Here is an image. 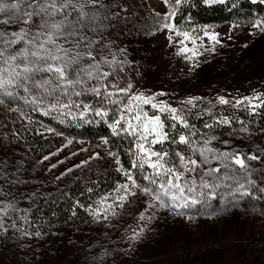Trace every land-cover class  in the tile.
I'll use <instances>...</instances> for the list:
<instances>
[{"label":"rangeland","instance_id":"374dc122","mask_svg":"<svg viewBox=\"0 0 264 264\" xmlns=\"http://www.w3.org/2000/svg\"><path fill=\"white\" fill-rule=\"evenodd\" d=\"M104 2L111 5L106 10L111 19L102 21V43L107 45L106 59L113 63L102 67L109 72L115 69L104 82L111 97L103 102L91 94L72 97L80 107L72 104L52 109L47 102L36 105L21 94L11 102L5 98L0 105V170L5 173L0 180V208L15 205L7 208V214L0 212L7 228L0 229V234L13 237L15 254L20 261L25 259L23 264H264V191L260 190L264 188V125L252 123L253 118L264 122V106L257 114V107L249 106V100L252 105H264V11L182 32L174 23L180 4L175 0ZM180 59L195 67L186 74L192 83L177 87L172 85L177 78L171 70ZM129 85L127 93L119 91ZM138 94L154 99L148 104L131 99ZM221 98L228 103H220ZM61 102L68 103V99ZM160 106L166 110L161 112ZM8 107L19 111H7ZM125 108L132 110L122 111ZM167 109H176L175 114L188 127L173 120ZM145 113L148 118L161 117L168 140L153 146L151 136L148 141L138 139L142 129L135 134L123 131L128 121L134 127L144 121ZM137 114L140 121L135 119ZM121 115L124 119L114 128ZM199 115L205 116V128L212 130L193 127L192 119ZM18 118L45 122L57 144L51 151L34 155L22 143L4 139L6 123ZM173 124L176 126L171 127ZM90 125L103 127L105 135L89 140L83 128ZM180 135L189 137L194 147L213 149L206 153L211 163L204 167H221L215 175L226 173L232 179L205 177L213 185L205 189L193 174L197 180L194 192L186 188L176 201L161 195L162 204L156 199L162 192L159 181L152 184L145 179L154 170L147 165L133 167L141 157L137 145L168 152L177 162L178 151L201 159L188 145L173 143ZM205 141L210 142L205 145ZM222 152L255 153L261 160L250 162L252 175L246 177L234 164L226 172L222 164L229 161L213 159ZM114 171L122 173L124 182L101 201L85 229L44 234L24 225L42 201ZM249 178L256 181L255 186L247 182ZM240 184L244 188L235 191ZM145 188L151 191L145 192ZM171 194L180 195L176 190ZM184 198L197 202L172 207L183 204ZM0 264L11 263L0 258Z\"/></svg>","mask_w":264,"mask_h":264},{"label":"snow or ice","instance_id":"6c2138e0","mask_svg":"<svg viewBox=\"0 0 264 264\" xmlns=\"http://www.w3.org/2000/svg\"><path fill=\"white\" fill-rule=\"evenodd\" d=\"M167 2L168 0H165V3ZM205 2L211 3L212 0ZM219 2L223 3L224 0ZM175 3H181V0H175ZM110 7L111 5L106 4L104 0H0V105L5 104V98L9 102L15 101L21 98V94H24L25 99L30 98L36 105L47 102L52 109H56L58 105L61 108L70 107L72 104L80 107L81 103L73 101L72 97H87L91 94L99 97L101 102L111 97L112 93L107 91L109 85L104 82L115 72V69L109 72L104 71L102 67L111 66L113 63L106 59L104 51L107 45L102 43L105 27L102 21L111 19L106 13ZM102 12L105 14L101 15ZM169 15H174V12ZM256 26L258 27L259 24ZM165 27L170 28L171 25L166 24ZM183 35L187 38L188 33ZM211 39L215 40L216 37L213 35ZM130 88L131 85L119 91L127 93ZM62 98H67L68 103H62ZM131 99L142 100L143 103L148 104L154 97L148 98L138 94ZM220 103L224 104L228 101L221 98ZM249 106L255 108L264 105H252L249 100ZM84 107L89 106L84 104ZM152 107L158 106L152 104ZM131 110L122 109V111ZM159 110L164 112L166 106H160ZM167 110L172 113L173 120L180 121L185 128L188 127V124L175 114L176 109ZM7 111H19V109L8 107ZM96 114L102 113L97 111ZM144 116L145 120L136 127L128 121L123 131L135 134L138 128L142 129L138 139L148 141V137L151 136L153 139L149 143L153 146L169 139L159 115L148 118L145 113ZM123 119L121 115L120 119L114 122V128L119 126L120 120ZM135 119L140 121V115L137 114ZM175 126V124L171 125V127ZM209 142L205 141V145ZM173 143L188 145L192 148V154L198 153L201 159H194L178 151L175 153L178 157L177 162L169 157L168 152L153 151L151 147L145 148L143 143L137 145L141 157L139 164L134 163L133 167L143 168L147 165L154 170L152 175L146 176L145 179L152 184H157L159 181L162 192L156 195L157 200H161V195L170 196L172 201L179 200L183 197L186 188L188 192H194L197 180L193 174L199 176L200 187L205 189L213 187L210 180L232 179L226 173L219 177L215 175L221 172V167H204L211 163L206 153L213 152V149L194 147V142L185 135H180L178 141L173 140ZM220 158L229 161L222 164L226 172L231 170L230 164H234L244 170L246 177L252 175L249 171L252 167L250 162L261 160V156L255 153L222 152L219 157L213 156V159ZM4 179L5 173L0 170V180ZM128 179L135 186V180L131 175ZM247 182L253 186L256 184V181L250 178ZM123 187L127 189L128 185ZM243 188L244 184H240L235 191L239 192ZM172 190H176L180 195H170ZM260 190L264 191V188ZM2 191L0 186V194ZM144 191L150 192L151 189L145 188ZM242 194H246V191ZM196 202L195 198H184L183 204H173L172 207H187L189 203ZM2 203L3 201H0V204ZM161 203L163 204V200ZM8 207L15 208V205L0 208V212L7 214ZM0 229L7 231L2 220H0ZM36 235L38 236L39 233Z\"/></svg>","mask_w":264,"mask_h":264},{"label":"trees","instance_id":"16d2710c","mask_svg":"<svg viewBox=\"0 0 264 264\" xmlns=\"http://www.w3.org/2000/svg\"><path fill=\"white\" fill-rule=\"evenodd\" d=\"M264 11V0H181L175 16V27L187 31L191 27L205 25H220L234 21L238 18L248 17ZM193 65L186 60H176L172 72L176 81L172 85L184 86L190 78L186 74L192 73ZM188 82V83H189ZM256 114L262 113V106L256 108ZM205 116H194L192 124L201 131H210L205 128ZM258 119V120H257ZM260 118H253V124L264 125ZM32 122V123H31ZM83 131L89 140L104 136L106 130L101 126H84ZM3 138L25 145L34 155H42L51 151L57 144L55 135L48 130L45 122L18 118L6 123L2 133ZM122 145V144H121ZM121 145H119L121 147ZM124 182L122 173L114 171L95 181L87 182L64 192L55 198L44 200L37 210L26 220V227H34L35 231L44 234L71 233L74 230H83L91 222L94 211L101 201L114 194V191ZM16 245L11 235L0 234V258L7 259L11 264H23L25 259L15 254Z\"/></svg>","mask_w":264,"mask_h":264}]
</instances>
